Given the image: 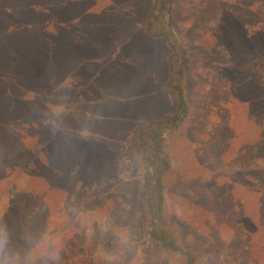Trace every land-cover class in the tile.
Listing matches in <instances>:
<instances>
[{
    "label": "rangeland",
    "instance_id": "374dc122",
    "mask_svg": "<svg viewBox=\"0 0 264 264\" xmlns=\"http://www.w3.org/2000/svg\"><path fill=\"white\" fill-rule=\"evenodd\" d=\"M19 1L5 11L14 14ZM36 1L35 10L48 11V1L53 3L49 20L62 43L49 51L54 52L49 98L31 90L34 104L26 117H7L16 149L0 165V227L19 226L0 257L21 255L28 264L29 257L34 264H150L141 256L139 138L144 120L174 104L165 85L168 48L134 28L146 7L143 0ZM173 1L168 17L187 41L194 112L191 124L172 138L176 164L169 208L185 242L207 264H264V218L255 211L259 194L239 203L248 190L240 180L246 175L227 178L217 169L231 170L260 146L250 133L264 127L258 118L264 115L258 110L264 106V83H250L264 79L259 72L264 62L255 66L264 58V0ZM121 11L127 24L117 30L114 17ZM14 23L23 32V18ZM33 27L39 29L31 25L29 31ZM42 100L52 110L49 134L43 131ZM42 138L46 145L39 144ZM34 148L41 149L39 165L27 173L29 188L20 197L11 191L21 189L16 175ZM263 150L249 162L264 167ZM220 178L233 184L225 196L212 189L211 180ZM11 180L16 187L9 186ZM36 188L42 217L30 211L14 221L24 202L32 207L27 200ZM202 195L210 198L203 201Z\"/></svg>",
    "mask_w": 264,
    "mask_h": 264
},
{
    "label": "trees",
    "instance_id": "16d2710c",
    "mask_svg": "<svg viewBox=\"0 0 264 264\" xmlns=\"http://www.w3.org/2000/svg\"><path fill=\"white\" fill-rule=\"evenodd\" d=\"M6 1L7 3L0 4V165L4 159L6 162L10 161L11 151L14 150L13 148L16 149L15 145L11 143L13 138L11 136L14 135L15 129L10 127V119L7 117L11 118L12 115L14 117H26L24 115L31 109V104H34L31 103L33 98L30 93L31 90H35L40 97L47 96L49 98L50 92L47 81L52 77L54 62V52L52 51L53 53L50 55L49 51L52 47L54 49L56 45L60 46L62 43L61 39L58 38L59 33L56 35V30L54 29L55 21L51 23V19L49 20L51 13L49 9L51 7V10L53 9L51 1H48L47 4L48 11H44L35 10L36 0H26L25 3L20 0L14 14H12L13 9L10 12L5 11L7 7L9 10L13 8V0ZM142 2L146 4V7L140 14V19H135L134 28L137 27L141 31L144 30L149 36L165 42L168 48L165 56L167 69L165 85L173 95L174 104L161 115L144 120L140 132L139 158L141 171L138 196L145 210L141 256L142 259L149 261L150 264H207L204 257L185 242L182 228L174 219V214L169 208L168 197V183L176 164L172 138L183 127L191 124L193 120L194 107L187 90L188 62L191 60L190 53L187 50V41L169 21V6H173L177 1L143 0ZM134 3L135 1L132 0V4ZM15 18H23V32L20 30V24L14 23ZM125 18L123 11L115 15L114 22L117 30L124 28L122 24L126 21ZM31 25L35 27L38 25L39 29L33 27L29 31ZM263 62L264 58H261L255 62V66L259 63L258 68H260V63ZM250 66L252 67V65ZM262 66L263 69H259V72L264 74V65ZM260 83H264V79H260L258 82L253 80L250 85L258 86ZM47 101L42 100L41 103V108L47 113L45 117L47 120L43 122L45 125V128H43L44 134L51 133L54 124L49 117L52 110ZM5 102L8 103V106L4 105ZM258 110L262 113L264 106L262 109L258 108ZM248 115L255 118L254 115ZM259 117L263 122L264 115H258ZM250 134L252 141L260 142V146L253 147L248 160L246 161L245 159V161L238 164L233 163L231 170L226 165H217V169L218 172L223 174V177L227 178L235 177L239 174L246 175L244 178L241 177L240 180L242 179L241 185L244 188H248V190L247 193L243 192L245 196L240 197L238 202L241 203L242 200L248 201L250 197L254 200V196L259 194L255 211H260L258 213L259 216L264 218V167L253 161L249 162L252 158H256V153L264 149V127L259 126L258 129ZM42 141L39 144L46 145L47 141H44V138H42ZM40 156L41 149L34 148L28 157L26 166L16 175L17 179L15 180L23 182L21 189H17V182H14V180L10 181L11 184L9 186L13 184L16 187L11 191L13 194H20V197L26 195L23 193L25 188H29L26 175L35 166L39 165ZM240 160L242 161L243 159ZM218 181L216 179L211 180L212 189L218 187L225 196L230 191L227 188L233 184L225 178L221 182ZM32 197L31 200L29 198L27 200L33 204L32 207L26 208L28 204L24 202L22 206L16 209L19 219L16 217L14 221H19L22 217L27 216L30 211L32 213L35 212L38 218L42 217L43 214L40 213V209L36 205L37 188L36 196L32 195ZM202 197L203 195L201 199ZM208 197L202 200L205 201ZM214 198L216 202L217 199L216 197ZM18 226L14 228L1 226L0 240H4L6 243L10 242ZM4 246L5 244L0 248V255L5 249ZM17 256L19 257V264H26L25 258L21 257V255L0 257V264H10L13 258ZM71 262L77 263V260L69 261V264Z\"/></svg>",
    "mask_w": 264,
    "mask_h": 264
},
{
    "label": "clouds",
    "instance_id": "9594fccd",
    "mask_svg": "<svg viewBox=\"0 0 264 264\" xmlns=\"http://www.w3.org/2000/svg\"><path fill=\"white\" fill-rule=\"evenodd\" d=\"M0 231H2V230H0ZM4 243H6V241L0 240V248L3 247ZM28 260L31 261V264H34V260L32 259V257H29ZM10 264H19V257L18 256L14 257L13 260L10 262ZM26 264H27V262H26Z\"/></svg>",
    "mask_w": 264,
    "mask_h": 264
}]
</instances>
